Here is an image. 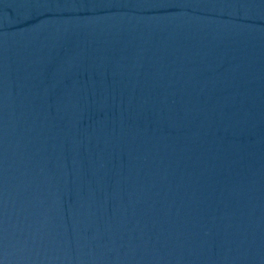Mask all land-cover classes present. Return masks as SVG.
<instances>
[{
	"label": "water",
	"instance_id": "water-1",
	"mask_svg": "<svg viewBox=\"0 0 264 264\" xmlns=\"http://www.w3.org/2000/svg\"><path fill=\"white\" fill-rule=\"evenodd\" d=\"M0 264H264V0H0Z\"/></svg>",
	"mask_w": 264,
	"mask_h": 264
}]
</instances>
